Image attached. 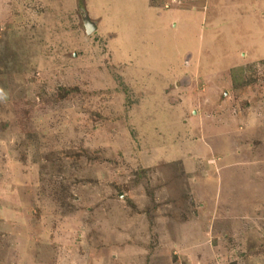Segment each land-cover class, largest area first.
Listing matches in <instances>:
<instances>
[{"label":"rangeland","instance_id":"obj_1","mask_svg":"<svg viewBox=\"0 0 264 264\" xmlns=\"http://www.w3.org/2000/svg\"><path fill=\"white\" fill-rule=\"evenodd\" d=\"M0 264H264V0H0Z\"/></svg>","mask_w":264,"mask_h":264},{"label":"water","instance_id":"obj_2","mask_svg":"<svg viewBox=\"0 0 264 264\" xmlns=\"http://www.w3.org/2000/svg\"><path fill=\"white\" fill-rule=\"evenodd\" d=\"M81 15H82L81 18H82L83 27L85 29V33L86 35H90L93 32V30L96 29V25L88 18L85 12H81Z\"/></svg>","mask_w":264,"mask_h":264},{"label":"clouds","instance_id":"obj_3","mask_svg":"<svg viewBox=\"0 0 264 264\" xmlns=\"http://www.w3.org/2000/svg\"><path fill=\"white\" fill-rule=\"evenodd\" d=\"M173 1L175 2V0H173ZM177 2H178V1H176V3H177ZM164 8H165V9L168 8V4H167V3L164 4ZM81 12H82V11H81ZM84 12H85V11H84ZM85 13H86V12H85ZM86 14H87V13H86ZM92 22H93V21H92ZM93 23H94V22H93ZM84 30H85V29H84ZM85 34H86V33H85ZM90 35H91V34H90Z\"/></svg>","mask_w":264,"mask_h":264},{"label":"trees","instance_id":"obj_4","mask_svg":"<svg viewBox=\"0 0 264 264\" xmlns=\"http://www.w3.org/2000/svg\"><path fill=\"white\" fill-rule=\"evenodd\" d=\"M236 82V81H235Z\"/></svg>","mask_w":264,"mask_h":264}]
</instances>
